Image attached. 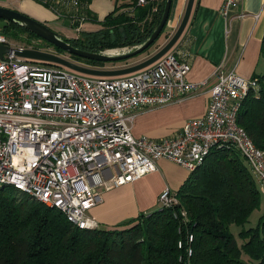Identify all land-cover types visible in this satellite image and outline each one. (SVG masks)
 Masks as SVG:
<instances>
[{
  "label": "built area",
  "instance_id": "built-area-1",
  "mask_svg": "<svg viewBox=\"0 0 264 264\" xmlns=\"http://www.w3.org/2000/svg\"><path fill=\"white\" fill-rule=\"evenodd\" d=\"M54 2L61 4L50 3L59 17L79 25L87 19L77 0ZM239 5L240 0H224L220 13L228 17ZM177 42L152 64L119 76L89 75L25 59L14 50L4 53L0 57V185L56 208L78 228H92L96 223L88 211L102 201L101 190L156 170L161 158L192 171L213 147L230 145L264 192V150L237 122L242 99L259 87L257 77L244 78L219 64L211 74L203 115L185 121L166 138L133 135L138 114L184 100L207 84L187 79L190 61ZM0 43L27 47L11 43L1 32ZM158 199L161 206H172L178 202L177 191L166 187Z\"/></svg>",
  "mask_w": 264,
  "mask_h": 264
},
{
  "label": "trees",
  "instance_id": "trees-1",
  "mask_svg": "<svg viewBox=\"0 0 264 264\" xmlns=\"http://www.w3.org/2000/svg\"><path fill=\"white\" fill-rule=\"evenodd\" d=\"M54 1L46 4L61 6ZM90 1L77 0L79 12L87 20L93 17L87 8ZM164 2L115 0L114 8L99 21L100 28L63 38L75 47L96 52L139 45L158 24ZM10 27L26 34L27 47L36 48L30 44L32 39L50 45L14 22L0 31L15 36ZM51 46L58 52L64 50ZM261 55L264 61V37ZM72 56L93 65L105 64ZM256 77L259 87L242 99L237 122L264 150V70ZM258 187L233 146L213 147L178 188L177 203L141 213L127 228L81 229L56 208L12 186L0 185V264H264V215L256 226L238 232L241 244L228 230L231 223L244 224L260 205Z\"/></svg>",
  "mask_w": 264,
  "mask_h": 264
},
{
  "label": "crops",
  "instance_id": "crops-1",
  "mask_svg": "<svg viewBox=\"0 0 264 264\" xmlns=\"http://www.w3.org/2000/svg\"><path fill=\"white\" fill-rule=\"evenodd\" d=\"M20 1L19 10L42 22L50 19V11L40 2ZM186 1L172 0L170 25L177 26ZM223 1L194 0L187 25L176 44L183 46L188 54L191 68L187 79L205 80L207 84L184 100L138 114L132 126L133 135L166 138L178 132L185 121L203 115L210 99L211 74L219 64L247 79L263 72L264 0H240L239 9L232 10L228 17L220 13ZM114 5L115 0H91L88 8L94 14H101L102 19ZM238 12L241 16H237ZM156 167L133 182L101 190L102 201L88 211L95 227L123 224L141 213L160 208L158 195L166 187L176 192L191 172L164 158L157 160Z\"/></svg>",
  "mask_w": 264,
  "mask_h": 264
},
{
  "label": "water",
  "instance_id": "water-1",
  "mask_svg": "<svg viewBox=\"0 0 264 264\" xmlns=\"http://www.w3.org/2000/svg\"><path fill=\"white\" fill-rule=\"evenodd\" d=\"M194 0H187L184 8V12L182 17L177 24L176 29L172 33V35L168 38V40L154 53L150 54L149 56L131 63L122 66H118L115 68H98V67H90L86 65H82L66 58H63L57 53L41 50L37 48L25 47V48H12L9 45L1 44L0 43V57L3 56L4 53L14 50L15 54L21 57L30 58L33 60L38 61H45V62H52L59 65H63L70 69H73L78 72L86 73L89 75H96V76H119L124 75L136 70H139L143 67H146L164 55L167 51H169L178 39L181 37L187 22L189 20V16L191 14V10L193 7ZM171 5L172 0H165L164 8L160 17V20L150 36L139 45H134L133 48L128 50H120L117 52H111L109 50L104 51H89L84 50L74 45L70 44L66 39H64L60 34L56 31L52 30L42 21L15 9H11L9 7L0 5V29L4 28L8 22H14L19 24L23 28L27 29L28 31L38 35L41 39L49 42L50 45L52 44L55 47L60 49H64L69 54L103 62H115L119 60H125L127 58H131L137 54L143 52L148 46H150L164 31V27L167 25L170 12H171ZM64 25L71 26L77 28L79 23L77 21L71 22L69 19L62 21ZM120 31L123 32V29L120 28Z\"/></svg>",
  "mask_w": 264,
  "mask_h": 264
},
{
  "label": "rangeland",
  "instance_id": "rangeland-1",
  "mask_svg": "<svg viewBox=\"0 0 264 264\" xmlns=\"http://www.w3.org/2000/svg\"><path fill=\"white\" fill-rule=\"evenodd\" d=\"M37 2H40L41 5L43 4V6H45L51 14L50 19L48 21H44L43 23H45L48 27H50L52 30L56 31L58 34H60L62 37H66V38H76L77 36H79L81 33V31H90L93 30L95 28H100L101 24H100V17L99 15L101 14H94L93 12H91V16L93 17H89V19L84 20L77 28L71 27V26H67L64 25L62 21H64L66 18H63V16L59 17V14L56 13L51 7L50 5L48 6L46 3H44L42 0H34ZM109 2H111L112 0H108ZM21 1L20 0H0V5L9 7L11 9H15L18 11L23 12L22 10H19V6H20ZM48 6V7H47ZM89 7V4L87 5V8ZM114 8V7H113ZM89 9V8H88ZM89 11V10H88ZM40 20V19H38ZM41 21V20H40ZM73 22V21H71ZM171 23L168 20L167 25L165 26V28L163 29L164 31L161 32V34L159 35V37L157 38V40L155 41L154 44H152L149 48H147L145 51L141 52L140 54H137L131 58H127L125 60H119V61H115V62H105V65L103 67H98V68H115L118 66H122V65H126V64H131L134 62H137L147 56H149L150 54L154 53L157 49H159L167 40L168 38L172 35V33L174 32V30L176 29L177 26H172L170 25ZM9 32L14 31V33H16V35L14 36L13 34H7L4 32H1L2 34L5 35V37H8L9 41L15 45H25L27 44L26 40V34H24V32H17V30L13 27H10ZM21 36L22 38L20 39H15L16 37ZM15 37V38H14ZM32 43V45H34L36 48L41 49V50H46V51H51L54 53L59 54L60 56H62L63 58H66L68 60H71L73 62L85 65L86 61L83 59H76L74 58L71 54L67 53L66 51H62V52H58L56 51L54 48H52V46L50 47V45L46 44L45 42L41 41V40H37V39H32L30 41V44ZM133 48L132 46H116V47H110V48H104L101 49L100 51H106V50H111V49H116L117 51L120 50H128ZM56 51V52H55ZM99 52V51H98ZM259 188L260 191V205H258L249 215L247 221L244 224H236V223H231L228 226V230L233 233L236 241L238 244H241L243 242V239L238 235V232L244 228L247 229L249 227H254L258 224L260 216L264 215V192ZM178 198V196H177ZM178 200V199H177ZM179 201V200H178ZM89 213V212H88ZM135 219L134 220H129L125 223H121V224H112V225H107V228H127L131 225H133ZM243 255V254H242ZM246 256V255H245Z\"/></svg>",
  "mask_w": 264,
  "mask_h": 264
},
{
  "label": "flooded vegetation",
  "instance_id": "flooded-vegetation-1",
  "mask_svg": "<svg viewBox=\"0 0 264 264\" xmlns=\"http://www.w3.org/2000/svg\"><path fill=\"white\" fill-rule=\"evenodd\" d=\"M85 65L86 66H90V67H100V66L103 67L105 64H95V65H93V64H91V63L86 61Z\"/></svg>",
  "mask_w": 264,
  "mask_h": 264
},
{
  "label": "bare ground",
  "instance_id": "bare-ground-1",
  "mask_svg": "<svg viewBox=\"0 0 264 264\" xmlns=\"http://www.w3.org/2000/svg\"><path fill=\"white\" fill-rule=\"evenodd\" d=\"M109 51H111V52H117V50H116V49H111V50H109Z\"/></svg>",
  "mask_w": 264,
  "mask_h": 264
}]
</instances>
